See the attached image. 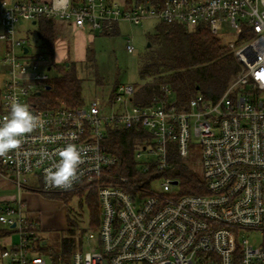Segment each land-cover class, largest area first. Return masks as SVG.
<instances>
[{
	"label": "built area",
	"instance_id": "obj_1",
	"mask_svg": "<svg viewBox=\"0 0 264 264\" xmlns=\"http://www.w3.org/2000/svg\"><path fill=\"white\" fill-rule=\"evenodd\" d=\"M43 17L102 34L120 21L207 27L240 69L217 100L199 91L186 106L169 88L147 104L135 102L132 83L82 105L46 106L32 100L50 79L41 70L45 53L32 52L18 31L20 22ZM257 17L264 18V0H0V38L7 43L0 68L8 74L0 121L14 99L42 121L18 153L0 157V174L9 173L17 190L15 201H0V224L12 230L0 240V264H48L37 251L46 243L26 191L98 195L97 232L90 225L76 231L71 260L50 254L52 264H264V23ZM126 49L135 51L130 35ZM116 128L140 132L133 164L106 145ZM193 134L202 145L205 193L175 188L182 184L176 163L189 157ZM68 143L82 152L79 179L70 190L51 187L45 170ZM11 236L17 241H4Z\"/></svg>",
	"mask_w": 264,
	"mask_h": 264
},
{
	"label": "trees",
	"instance_id": "obj_2",
	"mask_svg": "<svg viewBox=\"0 0 264 264\" xmlns=\"http://www.w3.org/2000/svg\"><path fill=\"white\" fill-rule=\"evenodd\" d=\"M55 21L54 18L46 17L39 21L38 34L42 48L51 58L50 65L59 69V73L48 81L47 86L50 88L42 91L39 97L46 106L56 105L60 101H65L71 106L82 105L86 100L83 96L84 80L79 77L76 67L79 63L55 61L58 32ZM116 31L115 25L111 33L107 34ZM149 42L151 46L138 61L140 82L134 84L135 99L143 104L149 103L155 96H162L167 88L175 94L176 103L180 106H186L199 91L206 98L217 100L240 69L230 48L221 37L212 33L207 27L189 28L180 23L160 22L156 26V31L150 35ZM90 50L91 48L88 47L87 60L93 61ZM97 83L100 84L99 81ZM118 86L119 84L115 85L113 91ZM140 140V132L116 128L110 130L106 145L124 162L133 164L134 147ZM174 175L184 182L186 192H206L203 179L182 160H177ZM86 197L91 210L92 223L99 224L98 195L96 192H90ZM72 226L74 227L73 224ZM11 231L0 228V240ZM69 232L72 234L75 229H69ZM74 246V239L65 238L61 253L73 250ZM2 249L0 243V252ZM60 255L59 252L54 254L55 259H59Z\"/></svg>",
	"mask_w": 264,
	"mask_h": 264
},
{
	"label": "rangeland",
	"instance_id": "obj_3",
	"mask_svg": "<svg viewBox=\"0 0 264 264\" xmlns=\"http://www.w3.org/2000/svg\"><path fill=\"white\" fill-rule=\"evenodd\" d=\"M159 23L156 19L145 21L141 25L120 21L118 30L115 33L102 34L96 32L94 33L93 41L88 39V45L91 48L90 57H92L93 61L86 60L83 63L78 62L79 65H76L79 77L84 80L83 96L87 103L96 95H106L105 97L108 98V95L117 84H135L140 82L138 61L139 58L146 54L149 47L148 43H150L149 37L156 31V26ZM18 27L22 31V36H26L29 39L28 45L32 48V52L41 51L38 26L28 21H22ZM128 35L133 37L135 46L133 53H129L126 49V37ZM231 38H233L232 33L229 35V39ZM58 44L59 42H56V46ZM59 48L63 49V55H67V57L60 59L58 63L72 62L70 57H73V45H71L70 41L64 39V43L59 44ZM41 70L48 73L50 78L59 73V69L55 66L49 68V65H42ZM2 78V75H0V84ZM44 90L42 88V91ZM32 100L42 103L39 96L33 97ZM135 102H137L136 99ZM189 154V157L182 159V161L195 170L203 179L202 145L199 137L195 136V134L192 135L190 140ZM27 184H33V181H29ZM175 188L185 192L184 182L182 181V184ZM14 194L15 191L0 187V200L2 203L15 201V199H11ZM50 194L37 193L38 203L33 211V216L40 223V236L47 242L44 246L38 248L37 251L44 255L48 264H52L49 255H54L58 252L61 254L59 259L71 260L74 249L61 253L65 238L72 239L71 235L76 231V234L79 233V230L86 231V225H90L89 227L92 231L97 232L98 230V223H92L91 210L85 193ZM0 228H3L2 224H0ZM73 228L75 232L71 234L69 229ZM17 239L18 237L14 236L15 242ZM257 239L261 242L263 240L260 236ZM85 246V249L88 250L89 245L85 244Z\"/></svg>",
	"mask_w": 264,
	"mask_h": 264
},
{
	"label": "clouds",
	"instance_id": "obj_4",
	"mask_svg": "<svg viewBox=\"0 0 264 264\" xmlns=\"http://www.w3.org/2000/svg\"><path fill=\"white\" fill-rule=\"evenodd\" d=\"M261 23L264 18L257 17ZM42 121L35 114L30 105L14 99L9 105V115L0 121V157L9 153H17L24 143V139L33 133ZM47 158V153H44ZM59 161L47 168L44 174L45 183L54 188L70 190L79 179V167L82 163V152L73 143H68L58 152Z\"/></svg>",
	"mask_w": 264,
	"mask_h": 264
},
{
	"label": "crops",
	"instance_id": "obj_5",
	"mask_svg": "<svg viewBox=\"0 0 264 264\" xmlns=\"http://www.w3.org/2000/svg\"><path fill=\"white\" fill-rule=\"evenodd\" d=\"M55 24H56V28H57V42H59V44L61 45L62 43H64V39H68L71 43V45H73V57H70L72 61H76V62H85L88 59V39L90 41L94 40V31L91 30H81L76 28L73 24L66 22L64 20H60V19H55ZM40 21V20H39ZM39 21L37 23H33L34 25L39 27ZM116 29L118 30V25H116ZM18 31H19V35L22 36V31L19 30L18 27ZM0 32H1V28H0ZM63 41H62V40ZM40 40V38H39ZM40 50L45 53V61L44 63H42L41 65H49V68L51 67V58L46 54L45 50L42 48V41L40 40ZM59 44L57 45L56 48V52H55V60L58 62L60 59L67 57V55H63V49L59 48ZM35 45L37 46V44L35 43ZM30 50L32 49L29 46ZM6 50H7V43L6 41H4L3 39L0 38V65L2 64V59L4 58L5 54H6ZM32 51V50H31ZM0 75H2V82L0 84V94L3 91V89L5 88L6 82L8 80V74L6 73V70L4 69L3 66H1L0 68ZM33 181V179H32ZM0 187H3L4 189L7 190H13L15 191V194L13 196V198L11 199H16L17 198V190L15 187V183L12 179V176L7 173L4 172L2 174H0ZM37 193L34 192H30V191H26L24 193V199L29 207V209L31 211H34L36 204L38 203V198H37ZM16 196V197H15ZM1 201V200H0ZM14 240V236L8 237L6 238L4 241H8V240ZM45 243L46 240H45Z\"/></svg>",
	"mask_w": 264,
	"mask_h": 264
},
{
	"label": "water",
	"instance_id": "obj_6",
	"mask_svg": "<svg viewBox=\"0 0 264 264\" xmlns=\"http://www.w3.org/2000/svg\"><path fill=\"white\" fill-rule=\"evenodd\" d=\"M148 46H150V43H148ZM25 50L27 51V50H28V48L26 47V48H25ZM46 88H47V89H49V88H50V86H47ZM38 94L40 95V92H39ZM175 183H177V181H175Z\"/></svg>",
	"mask_w": 264,
	"mask_h": 264
}]
</instances>
